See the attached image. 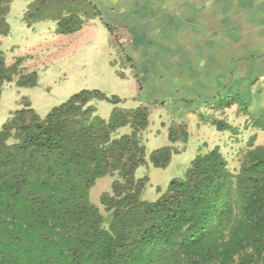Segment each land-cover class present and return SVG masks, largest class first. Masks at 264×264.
Listing matches in <instances>:
<instances>
[{
    "label": "trees",
    "instance_id": "1",
    "mask_svg": "<svg viewBox=\"0 0 264 264\" xmlns=\"http://www.w3.org/2000/svg\"><path fill=\"white\" fill-rule=\"evenodd\" d=\"M28 1L23 20L54 18L62 34L100 15L88 0ZM12 2L0 0V35L10 32ZM65 5L66 12L55 13ZM38 78L21 58L8 64L0 50V96L8 82L34 87ZM93 99L122 101L83 89L41 117L23 96L1 126L0 264H264V144L252 139L235 172L219 145L198 153L184 178H172L148 200L149 176L135 172L148 162L141 132L149 107L116 106L105 119ZM211 121L218 130L233 129ZM125 126L129 133L115 135ZM187 136L185 125L170 126L171 142ZM172 152L163 146L150 160L165 167ZM108 174L116 178L101 195L102 209L90 192Z\"/></svg>",
    "mask_w": 264,
    "mask_h": 264
},
{
    "label": "rangeland",
    "instance_id": "2",
    "mask_svg": "<svg viewBox=\"0 0 264 264\" xmlns=\"http://www.w3.org/2000/svg\"><path fill=\"white\" fill-rule=\"evenodd\" d=\"M135 1L142 6V4L149 5L152 0ZM28 3V0H13L8 15L10 32L8 35H0V50L8 64L21 58L23 66L36 70L39 78L34 87L18 86L15 80L3 86L0 96V128L11 113L20 108V100L23 96H27L34 110L41 117H45L54 106L65 102L72 94L83 89H99L109 96L115 95L122 99L119 103L105 99H93L90 102L96 107V113L105 119L109 118L114 107L134 108L149 97L150 102H146L150 109L149 125L141 132L148 162L139 166L135 172L138 178L149 176V182L143 192V198L148 200L158 198L160 195L158 188L164 191L172 178H184L192 160L198 153H204L219 145L228 159L230 169L235 172L240 166L244 153L250 148L252 139H255V145L264 144V103H261L264 100L260 102L261 108L258 107L260 105L258 103L252 104L253 109H251L241 104V106L238 104L233 106L234 100L227 95L216 101V104H212L213 101L206 103L202 101L201 105H197L198 103L191 101L190 105L193 109L186 111L181 101L184 99L183 95L188 92L181 87L182 82L175 80L165 85L170 95L167 96L169 99L162 102L159 99L160 91L155 93L150 90L147 92L148 95L145 93V88L140 91L135 75L149 72L150 77L154 78L162 74L163 67L160 64L164 63L161 61L166 60L168 53L158 54V51L164 48L159 45V40H138L136 45L139 46V50L137 51L142 50V53L133 51L138 63L137 66L133 65L125 58L121 50L119 38L121 26H116V38L111 35L101 18L96 16L84 29L86 33L87 28L90 27V39L63 46L57 42L76 40L77 34L57 33V22L54 18H47L30 26L23 20ZM152 3L155 1L153 0ZM69 5L70 8L74 6V4ZM79 5L81 9H86L90 14L93 12L92 7L84 6L83 3ZM66 6L68 5L59 6L60 9L55 13L63 9L66 12L68 10ZM99 7L103 8L101 5ZM114 7L115 10L119 8L122 12V8L118 5ZM150 48L159 50L154 52ZM202 86L200 85V88ZM173 89H178V91ZM246 109L247 112H245ZM214 118L227 122L233 126V129L218 130L211 121ZM179 124L186 126L188 136L186 139L171 142L169 139L170 126ZM130 131L131 128L125 126L120 128L115 135ZM163 146H172V157L167 166L156 167L151 162L150 156L154 150ZM115 178V175L111 174L102 176L97 179L91 189L92 202L102 209L101 195L106 191H111Z\"/></svg>",
    "mask_w": 264,
    "mask_h": 264
},
{
    "label": "crops",
    "instance_id": "3",
    "mask_svg": "<svg viewBox=\"0 0 264 264\" xmlns=\"http://www.w3.org/2000/svg\"><path fill=\"white\" fill-rule=\"evenodd\" d=\"M88 1L99 10L102 23L112 27L110 30L106 26L111 35L116 37V26H121V50L133 65L138 64L133 54L139 50L138 40H159V45L164 46L162 50L150 48L159 50L158 54L168 53L166 60L161 61L164 63L160 64V76L151 78L149 72L135 74L140 91H160L159 99L165 102L170 95L165 85L180 81L188 92L181 101L186 111L193 109L191 101L197 105L202 101L214 104L227 95L234 100L233 106L251 109L252 104L264 100V0H152L142 6L135 0ZM110 4L118 5L122 12ZM91 19L79 31L63 34H77L76 40L57 43L70 46L90 39V27L86 33L84 29ZM150 100L147 97L140 105L148 106L146 102Z\"/></svg>",
    "mask_w": 264,
    "mask_h": 264
}]
</instances>
